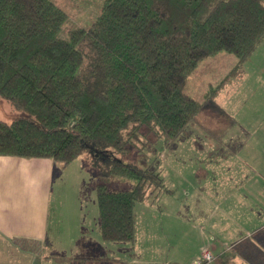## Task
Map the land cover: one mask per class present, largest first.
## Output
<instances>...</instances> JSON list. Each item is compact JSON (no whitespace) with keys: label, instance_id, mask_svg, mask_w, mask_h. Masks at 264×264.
<instances>
[{"label":"trees","instance_id":"trees-1","mask_svg":"<svg viewBox=\"0 0 264 264\" xmlns=\"http://www.w3.org/2000/svg\"><path fill=\"white\" fill-rule=\"evenodd\" d=\"M66 19L50 0H0V98L22 113L0 120V156L67 168L90 155L101 238L133 245L136 204L171 190L161 172L115 155L143 128L173 141L199 115L186 85L204 59L233 54L241 73L264 41V0H105L90 28L62 39ZM115 177L133 188L109 190Z\"/></svg>","mask_w":264,"mask_h":264},{"label":"rangeland","instance_id":"rangeland-1","mask_svg":"<svg viewBox=\"0 0 264 264\" xmlns=\"http://www.w3.org/2000/svg\"><path fill=\"white\" fill-rule=\"evenodd\" d=\"M50 1L67 15L59 33L62 39H67L72 29L90 28L105 3V0ZM236 63L235 55L222 52L201 61L191 73L187 80V93L203 103V107L175 140L169 141L143 128L144 136L139 142L126 154L115 155L124 163H135L161 172L166 187L171 190V193H162L158 197L153 194L147 202L135 206L139 230L142 231L147 223L158 229L157 248L164 247L168 252L163 255L164 258L170 259L174 248L184 249L185 255L181 260L189 264L197 253L201 239L196 228L186 226V234L175 237L162 234L160 230L166 221H173L169 215L175 213L179 205L184 220L193 219V198L198 195L197 190L204 188L199 186V181L223 177L226 164L239 166L250 162L259 168L264 162V41L243 64L240 74L234 71ZM21 115L0 98V120L11 123ZM91 160L90 155L81 156L65 173L55 175L48 240L41 245L16 241L7 250L5 242L0 239V264H64L71 256H89V253H82L76 246L73 247L70 239L75 236L82 221H85L88 230L99 233L95 191L99 179ZM211 165L217 169L211 170ZM83 168L92 172L87 173ZM134 183L132 179L115 177L108 181V188L130 190ZM164 207L168 214L161 211ZM140 236L141 242L147 243L141 233ZM104 243L113 250L118 245H131ZM112 254L111 251L103 253L101 256L104 258L98 264H110L105 258ZM159 255L162 257V253ZM127 256L131 259L133 253L129 252Z\"/></svg>","mask_w":264,"mask_h":264},{"label":"crops","instance_id":"crops-1","mask_svg":"<svg viewBox=\"0 0 264 264\" xmlns=\"http://www.w3.org/2000/svg\"><path fill=\"white\" fill-rule=\"evenodd\" d=\"M71 166L63 168L51 159L0 156V239L7 250L16 241L41 245L48 240L55 175L65 173ZM216 169L211 165V170ZM223 169V177L199 181V186L204 188L197 190L198 195L193 198V219L184 220L179 205L169 215L173 221H166L160 232L175 237L185 235L186 226L197 229L201 241L189 264H196L206 251L214 259L205 264H221L226 252L234 254L233 264H264V162L259 168L247 162L239 166L226 164ZM161 211L168 214L165 207ZM138 223L135 243L131 247L118 245L113 250L101 238L99 217L98 234L88 230L82 221L70 241L89 256H71L64 264H98L107 251L113 253L105 258L110 264H185L181 260L184 249L174 248L171 258H164L168 252L164 247L157 248L158 229L147 223L141 231ZM140 233L147 243L141 242ZM129 252L133 253L131 259L127 256Z\"/></svg>","mask_w":264,"mask_h":264},{"label":"built area","instance_id":"built-area-1","mask_svg":"<svg viewBox=\"0 0 264 264\" xmlns=\"http://www.w3.org/2000/svg\"><path fill=\"white\" fill-rule=\"evenodd\" d=\"M214 259L212 254L208 251L204 252L201 259L196 262V264H204L206 262H211Z\"/></svg>","mask_w":264,"mask_h":264}]
</instances>
